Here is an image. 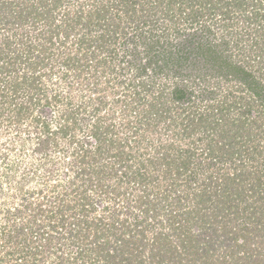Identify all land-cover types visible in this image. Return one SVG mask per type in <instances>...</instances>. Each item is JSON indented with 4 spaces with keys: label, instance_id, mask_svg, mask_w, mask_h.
<instances>
[{
    "label": "trees",
    "instance_id": "trees-1",
    "mask_svg": "<svg viewBox=\"0 0 264 264\" xmlns=\"http://www.w3.org/2000/svg\"><path fill=\"white\" fill-rule=\"evenodd\" d=\"M180 1L192 31L159 22ZM250 1L227 4L248 10L242 31L208 39L225 1L0 0V120L34 137L0 264H264V0Z\"/></svg>",
    "mask_w": 264,
    "mask_h": 264
},
{
    "label": "rangeland",
    "instance_id": "rangeland-1",
    "mask_svg": "<svg viewBox=\"0 0 264 264\" xmlns=\"http://www.w3.org/2000/svg\"><path fill=\"white\" fill-rule=\"evenodd\" d=\"M218 1L219 4H222L224 1V6L222 8V10H227L228 11V20H222L219 23H217L213 18L210 19L208 21H206V24H208L210 30H212L211 32H209V36L208 39L213 38V31L216 32L217 35L221 36L222 34H226L225 33V29H224V22H229L230 23V32L232 31H236L238 30V32L243 30V23L244 21L241 19V12L243 11H239V9L237 8V5H233L229 4V0H212V2H216ZM181 1L179 3H176L175 6L169 10L172 11L173 14L171 15V13H169V16H165V13H163L164 11H159V13H157V16L160 17L159 18V22L163 23V19L165 18V20L169 21V31L171 29V31H173L174 28V24L173 21H175V25H177L179 28H185L186 31H192L195 27H191V22L184 18L185 17V13H188L189 10L186 8L185 9V5L187 4V2L181 3ZM251 1L249 0L250 4ZM181 6V7H180ZM228 6V7H225ZM245 7V6H243ZM243 7H240L241 9H243ZM195 8V7H194ZM65 9V8H64ZM59 10V9H58ZM57 10V12H58ZM182 10V14H179V11ZM250 10V8H249ZM246 10L245 12H243L244 16L247 14ZM236 12V13H235ZM164 14V16H163ZM60 16V15H57ZM241 16V17H239ZM216 18L218 19L219 17L216 16ZM58 20V17H57ZM60 20V19H59ZM167 23V21H165ZM222 25H221V24ZM171 34V41L178 42L179 39H177L176 35L178 36L177 33L174 32H170ZM204 33H208V31L204 32ZM231 34V33H230ZM229 36V35H228ZM169 38V37H168ZM228 37H224V40H227ZM55 53H57V50H54ZM236 55V54H235ZM238 56V55H237ZM99 79V78H98ZM103 83H101L102 85ZM108 92H106L105 94H107ZM29 124H24L22 125L23 128H28ZM16 129L15 125L10 123L9 121L3 119L0 120V227L3 226V224L6 223V219H7V211L11 210V212L15 209V205L18 204L20 201V192L21 189L18 187V182L22 179V175H20L23 171L18 168L15 171V158H17L18 153L19 156L21 158H23V161L25 162V165L29 167L32 166V162L30 159L31 156V146H29L32 141L34 140V137H30L28 136V132H26V134H22L20 133V130L23 132L24 129ZM24 142V143H22ZM34 159L37 161V158L34 157ZM23 167V166H22ZM17 168V167H16ZM23 169V168H22ZM20 170V171H19ZM24 176V175H23ZM24 178V177H23ZM20 183V182H19ZM28 184V183H27ZM34 184V183H33ZM32 186V184L30 185ZM14 216V215H10ZM1 229V228H0ZM0 250L2 251L1 247ZM2 255V253L0 252V256ZM5 256L0 257V259H5Z\"/></svg>",
    "mask_w": 264,
    "mask_h": 264
}]
</instances>
